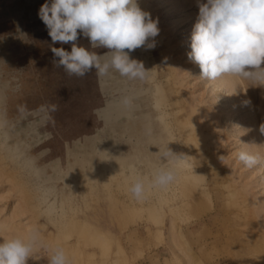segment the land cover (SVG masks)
<instances>
[{
  "label": "rangeland",
  "instance_id": "1",
  "mask_svg": "<svg viewBox=\"0 0 264 264\" xmlns=\"http://www.w3.org/2000/svg\"><path fill=\"white\" fill-rule=\"evenodd\" d=\"M44 3L0 0V242L35 235L28 264L56 247L70 264H264V84L200 77L197 0H138L160 29L130 53L143 80L57 67L51 48L71 44L52 43ZM165 149L190 165L136 200L133 177L167 167Z\"/></svg>",
  "mask_w": 264,
  "mask_h": 264
},
{
  "label": "clouds",
  "instance_id": "2",
  "mask_svg": "<svg viewBox=\"0 0 264 264\" xmlns=\"http://www.w3.org/2000/svg\"><path fill=\"white\" fill-rule=\"evenodd\" d=\"M199 14L191 34L189 60L200 68V77L215 81L224 76L264 84V0H197ZM38 16L53 44H71V50L52 47L53 61L68 75L83 77L95 70L98 77L112 71L121 77L143 80L150 70L130 57L138 48L154 49L158 20L140 8L138 0H45ZM83 36L91 49H107L103 55L79 45ZM245 104L250 101H244ZM55 110V106H52ZM264 134V124L260 126ZM167 167L156 169L150 179L135 175L128 191L142 200L148 189H166L178 178L186 162L181 154L165 149ZM246 167L258 157L245 151L237 155ZM37 247L35 235L0 242V264H28ZM48 264H70L62 247L53 249Z\"/></svg>",
  "mask_w": 264,
  "mask_h": 264
},
{
  "label": "bare ground",
  "instance_id": "3",
  "mask_svg": "<svg viewBox=\"0 0 264 264\" xmlns=\"http://www.w3.org/2000/svg\"><path fill=\"white\" fill-rule=\"evenodd\" d=\"M117 116H120V115L116 114V117H117ZM184 157H185L186 162L184 163L183 166H188V165H190V164H189V161L187 160L188 154L185 155ZM112 168H113V167H112ZM154 171H155V170H153L152 173H154ZM184 172H185V171H184ZM182 173H183V172H182ZM185 173H186V172H185ZM170 228H172V227L170 226ZM170 232H171V231H170ZM168 233H169V232H168ZM171 233H172V232H171ZM170 235H171V234H170ZM173 235H174V234H173ZM179 235L182 236L181 234H179ZM179 235H178V236H179ZM175 237H176V236H175ZM176 240H177V238H175L174 241H176ZM175 245H176V244H175ZM182 252H184L185 254L188 253V251H187L186 249H183ZM186 256H187V255H186ZM191 264H196V263H192V262H191Z\"/></svg>",
  "mask_w": 264,
  "mask_h": 264
}]
</instances>
